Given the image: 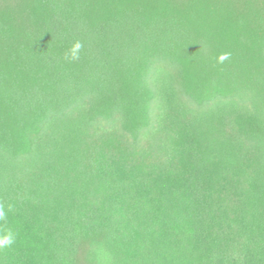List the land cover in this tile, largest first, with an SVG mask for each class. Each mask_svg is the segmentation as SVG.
<instances>
[{"label":"trees","instance_id":"16d2710c","mask_svg":"<svg viewBox=\"0 0 264 264\" xmlns=\"http://www.w3.org/2000/svg\"><path fill=\"white\" fill-rule=\"evenodd\" d=\"M8 2L0 264H264V0Z\"/></svg>","mask_w":264,"mask_h":264},{"label":"clouds","instance_id":"9594fccd","mask_svg":"<svg viewBox=\"0 0 264 264\" xmlns=\"http://www.w3.org/2000/svg\"><path fill=\"white\" fill-rule=\"evenodd\" d=\"M82 45L79 42H76L72 48L70 49V56L72 59L78 58L79 51ZM229 58V54L225 53L218 57L219 62L223 63L225 60ZM11 210V205L7 208L0 205V221H4L7 217L8 212ZM15 242V235L10 230H5L0 232V249H5L12 246Z\"/></svg>","mask_w":264,"mask_h":264},{"label":"rangeland","instance_id":"374dc122","mask_svg":"<svg viewBox=\"0 0 264 264\" xmlns=\"http://www.w3.org/2000/svg\"><path fill=\"white\" fill-rule=\"evenodd\" d=\"M9 2H8V0H0V7L4 4V6L5 5H7Z\"/></svg>","mask_w":264,"mask_h":264}]
</instances>
